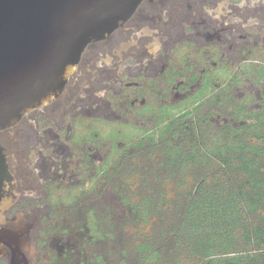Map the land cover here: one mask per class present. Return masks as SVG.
Instances as JSON below:
<instances>
[{"label":"flooded vegetation","instance_id":"1","mask_svg":"<svg viewBox=\"0 0 264 264\" xmlns=\"http://www.w3.org/2000/svg\"><path fill=\"white\" fill-rule=\"evenodd\" d=\"M253 113L264 114V0H143L86 46L52 102L0 130V229L15 238L0 264H105L90 249L114 226L97 213L123 207L125 166L152 174Z\"/></svg>","mask_w":264,"mask_h":264},{"label":"trees","instance_id":"2","mask_svg":"<svg viewBox=\"0 0 264 264\" xmlns=\"http://www.w3.org/2000/svg\"><path fill=\"white\" fill-rule=\"evenodd\" d=\"M249 120L220 137L203 133L168 165L173 175L194 174V186L173 204L175 222L166 231L171 253L189 264H264V114ZM160 247L147 240L138 251L159 264L167 254Z\"/></svg>","mask_w":264,"mask_h":264},{"label":"water","instance_id":"3","mask_svg":"<svg viewBox=\"0 0 264 264\" xmlns=\"http://www.w3.org/2000/svg\"><path fill=\"white\" fill-rule=\"evenodd\" d=\"M142 1L0 0V130L52 102L86 46L119 28ZM6 172L0 164V179ZM13 240L0 229V255Z\"/></svg>","mask_w":264,"mask_h":264},{"label":"rangeland","instance_id":"4","mask_svg":"<svg viewBox=\"0 0 264 264\" xmlns=\"http://www.w3.org/2000/svg\"><path fill=\"white\" fill-rule=\"evenodd\" d=\"M163 156L164 154L159 156L160 160L161 157L164 160ZM130 168L131 165L125 166L123 176L122 196L127 203L124 202L123 207L118 205L120 203H117V206L115 204L111 211H105L102 216L97 213L98 218L105 219L104 227L113 223L114 228L102 229L103 234L104 231L108 233L106 242H102L103 248H98L96 245L90 251L93 249L102 251L105 264H155L153 255L146 254V257H143V254L138 251L142 243L152 240L155 244L159 243L161 251L167 253L162 256L159 264H174L171 262L172 257L179 260L178 264H189L186 258H178L177 253H171L172 240L166 231L175 222L173 212L177 210L173 204L194 186V174L188 170L176 176L166 164L157 163L153 166L152 174L141 167L137 169V174H130ZM142 200L164 206L156 205L159 208H146L147 205L143 204ZM130 206L134 209H130ZM146 212L149 214L148 217L143 216ZM105 213L106 217H104ZM91 235L98 240L94 231Z\"/></svg>","mask_w":264,"mask_h":264}]
</instances>
